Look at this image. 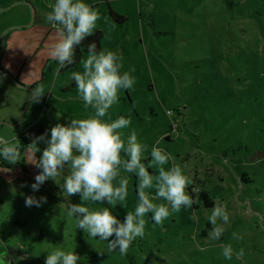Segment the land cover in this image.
I'll return each instance as SVG.
<instances>
[{
  "label": "rangeland",
  "instance_id": "obj_1",
  "mask_svg": "<svg viewBox=\"0 0 264 264\" xmlns=\"http://www.w3.org/2000/svg\"><path fill=\"white\" fill-rule=\"evenodd\" d=\"M12 1L0 0V52L3 28L25 23L28 13L31 20L34 12L47 13L54 2ZM85 2L101 15L100 51L118 50L122 71L135 69L134 86L122 90L105 119L130 115L124 133L135 132L149 150L156 145L169 152L173 159L164 167L182 166L192 180L186 191L197 186L200 191L191 207L158 226L146 215L145 235L134 240L124 255L107 252L106 241L76 229L67 206L81 203L79 194L63 198L52 180L33 192V146L23 144L22 129L38 137L40 130L45 133L56 123H65V117L91 113L68 79L72 71L82 70L87 54H81L69 72L57 75L59 65L48 55L58 38L56 30L48 24L17 29L9 40L14 44L5 46L4 60L13 55L32 62L35 56L38 61L33 64L48 79L39 86L51 92L52 99L44 107L26 93L23 104L2 94L0 81V118L6 117L5 124L0 123V139L15 137L24 155L18 164H0V264H44L46 251L55 246L74 250L81 257L78 264H264V158L251 160L264 152V0ZM108 8L125 21H110ZM34 32L42 33L39 41ZM17 45L23 49L20 54ZM46 139L38 141L36 158L47 147ZM145 155L148 164L151 158L148 152ZM148 170L155 174L153 168ZM68 171L65 166L56 182L62 184ZM129 185L124 207L83 203L92 210L109 207L122 221L137 203L134 176ZM29 195L46 196L47 202L26 207L24 198ZM214 204L225 205L229 217L222 223L219 240L209 236L212 226L207 218ZM234 233L241 239H234ZM229 243L234 252L243 248L245 256L224 259L221 245Z\"/></svg>",
  "mask_w": 264,
  "mask_h": 264
},
{
  "label": "clouds",
  "instance_id": "obj_2",
  "mask_svg": "<svg viewBox=\"0 0 264 264\" xmlns=\"http://www.w3.org/2000/svg\"><path fill=\"white\" fill-rule=\"evenodd\" d=\"M100 19V13L85 0H54L44 16V22L56 30L58 37L48 53L51 60L60 68L72 65L76 49L98 29ZM122 60L118 50L98 51L95 41L89 42L87 57L81 62L82 70L72 71L70 79L75 84L78 99L91 113L83 118L65 117V123H56L29 145L33 146L34 162H31L39 170L30 185L32 191H39L45 181L52 180L59 186V195L63 198L69 200L73 194H79L82 202L67 206V214L74 218L76 229L89 238L106 241L107 252L118 251L124 255L134 240L145 235L146 215L150 214L152 222L158 226L181 209L191 207L200 189L197 186L186 191L192 180L182 166L164 167L173 159L169 152L156 145L149 150L135 132L124 133L131 123L130 115L105 119L118 103L122 90L131 89L136 82L131 75L135 69L129 67L122 71ZM43 94L39 85L30 93L34 103H38ZM45 136L47 147L36 158L35 154L40 151L38 141ZM146 152L151 158L148 164L145 163ZM18 159L19 145L15 137L0 141V162L14 164ZM65 166L68 174L63 176L62 184L57 183ZM149 168H153L155 174H151ZM130 176L136 178L137 203L133 211L125 213L122 221L109 207L92 210L83 203L124 207ZM46 202L47 197L43 195L38 199L33 195L24 198L26 207H40ZM207 219L212 226L210 238L219 240L222 223L229 219L226 206L214 204ZM233 237L241 239L235 233ZM221 254L226 260L233 256L241 259L245 251L240 248L234 252L229 243L221 245ZM80 260L74 250L65 251L55 246L46 251L44 264H78Z\"/></svg>",
  "mask_w": 264,
  "mask_h": 264
},
{
  "label": "crops",
  "instance_id": "obj_3",
  "mask_svg": "<svg viewBox=\"0 0 264 264\" xmlns=\"http://www.w3.org/2000/svg\"><path fill=\"white\" fill-rule=\"evenodd\" d=\"M13 4L15 3H28V0H13L12 1ZM12 6V4H11ZM94 6V5H93ZM8 10V9H7ZM111 10V9H110ZM112 11V10H111ZM40 13L34 12V17L33 20H31L30 14L28 13V19L25 23H18L16 25H12V26H8L2 29V33H4V41L2 43V45L4 46L0 52V81H1V86L3 87L4 91L2 92V94H8L9 93V97L11 98V96L16 97V99H18L19 102L25 104V94L26 93H31L32 89L36 86L39 85L42 82H48V79L46 77V74H41L40 70L38 69V66H36L34 63V61H38V60H34L35 56H33L32 62L31 60H28V58H26L25 56L21 59L17 58L15 56H10L8 55V57H6V59L4 60V50H5V46L6 45H13L14 42H10V36L12 35L13 32H15L17 29H22V30H33L35 25L38 26H45L47 23L44 22V16L46 13L39 11ZM114 12V11H112ZM35 35V40L39 41L41 39V32H34ZM44 37V36H43ZM43 39V38H42ZM18 47V54H20V51H22L23 49H19ZM79 57V56H78ZM77 57V58H78ZM20 61V65H18V62ZM28 61V62H27ZM77 61L69 66H66L64 68H58L57 69V75L61 74L63 71L69 72L68 69H70L72 66H74ZM30 63V64H29ZM32 63V64H31ZM26 64H29L28 67V71H23L24 68L26 67ZM37 69H33V68ZM58 77V76H57ZM58 78H55V81L57 82ZM68 79L71 80L68 76ZM55 82V83H56ZM55 83L53 85V87L51 88L52 90L55 89ZM64 85H61L60 88H63ZM45 88V86H44ZM69 88V87H68ZM71 88V87H70ZM6 89V90H5ZM52 99V93L51 92H46L44 90V94L40 97V103L44 106V107H48V105L50 104V100ZM5 119H1L0 118V123L5 124ZM21 130V129H19ZM23 130V129H22ZM18 131V130H17ZM30 131V129H29ZM43 134V132H42ZM23 144H25L23 142ZM22 149H19V159L16 163L14 164H18L19 161L21 159H23L24 155L22 154ZM35 167V166H34Z\"/></svg>",
  "mask_w": 264,
  "mask_h": 264
},
{
  "label": "trees",
  "instance_id": "obj_4",
  "mask_svg": "<svg viewBox=\"0 0 264 264\" xmlns=\"http://www.w3.org/2000/svg\"><path fill=\"white\" fill-rule=\"evenodd\" d=\"M108 15H109V20L112 21L113 23L121 24L125 21V19L123 17L112 12L110 10V8H108ZM102 39H103V33L100 30H96L92 36L87 37L86 40L84 42H82V45L76 49L74 61L76 62L78 59L77 57L80 56L81 54H87V44L89 42L95 41L96 46H97V50L100 51ZM39 133L41 134L42 130H40ZM38 136H40V135H38ZM25 144H30V143H25ZM7 168H9V167H7ZM38 171L39 170L36 167H34V176L37 174ZM33 181H34V177H33Z\"/></svg>",
  "mask_w": 264,
  "mask_h": 264
},
{
  "label": "built area",
  "instance_id": "obj_5",
  "mask_svg": "<svg viewBox=\"0 0 264 264\" xmlns=\"http://www.w3.org/2000/svg\"><path fill=\"white\" fill-rule=\"evenodd\" d=\"M21 138L24 142L31 143L36 138V134L33 133L32 131H29V129H24L21 132ZM0 141L2 140L0 139ZM0 164L6 165V166L10 165L7 162H0Z\"/></svg>",
  "mask_w": 264,
  "mask_h": 264
},
{
  "label": "water",
  "instance_id": "obj_6",
  "mask_svg": "<svg viewBox=\"0 0 264 264\" xmlns=\"http://www.w3.org/2000/svg\"><path fill=\"white\" fill-rule=\"evenodd\" d=\"M256 158H264V152L256 154L251 160H254Z\"/></svg>",
  "mask_w": 264,
  "mask_h": 264
}]
</instances>
